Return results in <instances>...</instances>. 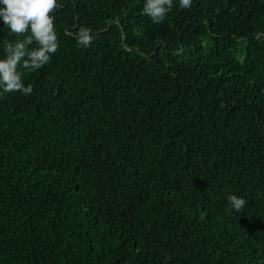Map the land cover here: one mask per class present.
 Listing matches in <instances>:
<instances>
[{"label": "trees", "instance_id": "obj_1", "mask_svg": "<svg viewBox=\"0 0 264 264\" xmlns=\"http://www.w3.org/2000/svg\"><path fill=\"white\" fill-rule=\"evenodd\" d=\"M143 4L57 0L33 92L0 96V264H264V0Z\"/></svg>", "mask_w": 264, "mask_h": 264}, {"label": "clouds", "instance_id": "obj_2", "mask_svg": "<svg viewBox=\"0 0 264 264\" xmlns=\"http://www.w3.org/2000/svg\"><path fill=\"white\" fill-rule=\"evenodd\" d=\"M175 2L181 9L192 5V0ZM56 6L57 0H0V29L6 26L8 35L15 36L0 42V96L17 92L27 96L33 92V86L25 82V74L48 64L60 46L55 17L50 14ZM173 6L174 0H144L142 14L153 23H161ZM120 28L122 31L121 25ZM93 40L88 27H82L76 36L78 47H90ZM226 199L230 212H239L246 205L245 198L234 193Z\"/></svg>", "mask_w": 264, "mask_h": 264}, {"label": "water", "instance_id": "obj_3", "mask_svg": "<svg viewBox=\"0 0 264 264\" xmlns=\"http://www.w3.org/2000/svg\"><path fill=\"white\" fill-rule=\"evenodd\" d=\"M121 39H122V43H123V45H124L126 48L130 49L131 47H128V45H127L126 42H125V39H124V31H123V30L121 31Z\"/></svg>", "mask_w": 264, "mask_h": 264}, {"label": "bare ground", "instance_id": "obj_4", "mask_svg": "<svg viewBox=\"0 0 264 264\" xmlns=\"http://www.w3.org/2000/svg\"><path fill=\"white\" fill-rule=\"evenodd\" d=\"M58 34V33H57ZM71 36V35H70ZM4 104V103H3ZM51 105V104H50ZM5 110V109H4ZM65 114V113H64ZM11 116V115H10ZM50 118V117H49ZM12 119V118H11ZM49 120V119H48ZM52 121V120H51ZM13 122V121H12ZM51 123V122H50ZM40 127V126H39ZM76 132V131H75ZM80 132V131H79ZM67 133V132H66ZM23 134V133H22ZM25 134V133H24ZM73 135V134H72ZM79 135V134H78ZM27 139V138H26ZM62 139V138H61ZM75 140V139H73ZM246 231V230H245Z\"/></svg>", "mask_w": 264, "mask_h": 264}]
</instances>
